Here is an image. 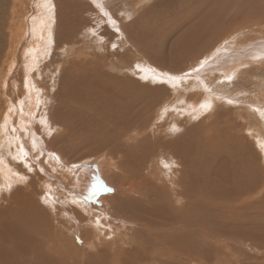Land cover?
<instances>
[{
  "label": "rangeland",
  "instance_id": "1",
  "mask_svg": "<svg viewBox=\"0 0 264 264\" xmlns=\"http://www.w3.org/2000/svg\"><path fill=\"white\" fill-rule=\"evenodd\" d=\"M24 1L28 7V9L26 7L25 11L28 12L30 11L29 10L31 6L30 4L33 3V0H31V3H29V0H24ZM65 1L66 3H63V0H41V5H42L41 7L43 8L42 13H44L43 15L47 17L50 34L53 33L52 34L53 38L51 37V39L55 41V38L58 35L59 38L61 39V43L57 42L60 48H56V43L53 42L52 47L48 46L49 48H45L42 52L37 53L38 68L31 78L33 79L32 80L33 86L31 90V94L32 93L34 94V103H36V106L40 104L39 96L41 95L43 96V94L48 95V98L50 100L49 111L52 114V124L53 125H51V122H49L48 126L41 125L40 121L38 120V118L41 120L39 115L41 116V114L43 113V112H40L42 111L41 106H39V109H37L38 118L32 119L31 125H28L26 122L27 119H25V122L27 124L26 128L31 127L30 129H32L33 135L39 138L40 145H41L39 146L38 151L36 149V151L32 150L31 153L29 152V157L31 156L30 159L33 162V163L31 162L32 168L30 172H29V169H26L25 167H22V169L25 168L24 170L27 172L26 174L24 173V175H22V173L19 172V171H22L20 167L23 164L19 161L17 162V160L16 161L11 160V156H12L11 147H10L11 142L10 144H8L9 140H7L8 139L7 136L5 135L1 137L2 135L0 134L1 135L0 139L5 140L4 138H7L5 141L7 144L3 142L2 140L0 141V146H1V149L3 150V154L2 155L0 154V160L3 158V160L11 162L12 166H15V168L19 167V170L17 168L18 171L16 170V173L13 178L15 179V183L12 185L11 188H7L6 186H3L2 184H0V200L2 197H5L7 200L5 203L3 201L0 202V206L1 204H3L4 206L10 205L9 207L5 206V207L0 208V211H1L0 222L2 219L4 223L6 222V225H9V226L11 225L10 229L8 228L9 230L7 231L5 230V227L7 226L4 225V228H0L1 229L0 233L2 234L3 237H5V235L7 234L12 235V236L19 235V236L24 237L25 240L27 241L24 249H23V243L25 241H23V243L19 241V247L12 246L9 240H7L6 243L1 242L0 243V257H1L0 264L2 263L3 264H31V261L34 262L36 260L43 262V264L44 263L46 264L47 263L48 264H68V263L69 264H73V263L74 264L75 263L76 264H81V263L82 264H110L109 259L105 258V254L110 256L112 254V252H109L110 248L112 249V247L114 246V242L119 240V238L115 237V235H112V232L118 229L117 226L121 225V223H119V219L117 218H115L116 220L113 219L115 222L111 221V217L106 222L105 220H103L105 223L109 224L110 229L105 228L104 226L103 228L106 229V231L108 232L110 230L111 234L110 233L108 235L102 234V236L99 237V242L93 243V245L96 246V250H95L94 248L84 247V241H83L84 238L82 237V234L84 233L83 231L90 230L89 225H87V228L84 230V228H82L80 224L76 222V219L74 220L75 222L74 226H73V222H70V221H68V224H66L65 220L63 221L59 219V216H60L59 214H61V212H63L64 210H68L71 212V214H73L71 210L72 208L76 207L75 206L76 202L82 203L85 201L87 202V205H86L87 207H92L95 204H97L98 209L101 210V211H98L97 213H101L102 215L103 213H106L105 211L106 203L105 202H107V199H104V198H106V196L108 197V195L116 194L115 193L117 191L116 189H118V186H120L119 184L122 183L123 179L128 178V177L130 178L129 174L125 173V168L127 172H130L131 168L128 166L130 164H131L130 166H133L134 164L136 166L139 162L141 163V165L143 164L145 165V166L144 165L140 166L139 171L135 172L136 180L140 181L139 177L141 176L145 178L149 177V171H150L148 169L149 166L146 167L148 157H145L147 154L143 155L145 150H142L141 152L138 149L136 152V151H133V148L134 146L138 144L148 145L149 142H152L151 139H156L159 137H161V139H166V134L164 132V126L166 127V125L159 124L156 126L157 122H155L156 117H154V111H153L154 109L151 110L150 112L152 113L151 116H150V113L146 112L144 114L140 110V113L142 114L141 116H139L140 113L138 114L136 118L126 115V117L128 118L127 120L126 117H122L121 115H117L114 113L115 115L114 116L113 114L111 115L109 111H103L104 109L100 105H98V108H97L96 103H98V101L93 103V95L97 92V90H101V93L97 92V94L98 93L101 94V98L104 99L103 98L104 87L106 89V86H111V88H117V89L123 90L126 88L128 89L129 87H132L133 85L135 87L137 86L139 87V85L136 84V82H140L143 85H148L151 88L155 86H159V85L165 86L163 87L164 90L162 91L171 93V96L168 94L167 97H165L164 99H168L169 101L167 102H172L174 104L173 106L176 105V107H174L175 109L174 108L170 109L168 113L169 115L171 114L173 119L178 117L179 122L181 123L182 127H185L187 129V137L181 138V140L173 143L172 145L170 144L171 147L180 148V149L183 148L184 144L188 141L187 139H191L192 133H194V131L200 132V134L202 135L201 140H206V139L219 140V138L221 137L223 140L230 142L232 145L236 144V146L239 147L238 149H242L244 151L242 152L241 150H238L234 147H231L230 149L232 152V155L237 154L238 155L237 158H240L242 160V161L240 160V162L238 161L239 163L246 162V164L250 166V171L251 173L253 172L252 174L254 176L252 180L254 186H256L257 184H260L256 188L247 190V194L243 191L238 192V190L241 189V186L235 189H228L225 191V194H223L221 193L220 190H218L217 187H215L216 185H213V183L214 181H218L220 179L229 181V170H226V169L220 170L219 173L215 170L217 174L214 172V169H211L210 171L211 173L210 172L205 173L206 171L200 172V170L207 169L204 166L205 164H208V159L206 158L205 154H201L197 156L195 160L187 162V166L190 172H188L189 170H187V172H185L184 175H186L185 179L189 180L191 183V185L189 186V190L191 189V186H192L195 189V191L200 196L203 197V199L208 200L204 202L205 205L204 203H202V206H207L206 203H209L211 201L219 204L218 207L209 205L207 209H202L201 213L203 217L205 218H204V221H201L202 223H201V228H200L199 233L189 231L188 234L193 232L195 236L187 235V236H192L197 239L199 247L196 249V251L198 252V254L200 252H204L202 256V258H204L203 260L206 261V263L204 264H264V156L261 152L262 151L261 148L256 143V139L254 138L253 134H251L253 133V131L251 129L248 130V127L251 124L255 125V126L254 125L252 126L255 129L259 128L260 123H261L260 125H264V111H263L264 106L259 105L258 103L257 104L253 103L254 106H252L251 105L252 103H246V102L244 103L241 102L239 104L227 103L229 102V100H232L233 98L230 94L232 95L235 94V90L237 89V87H240V86H242L241 87L242 89L243 87L244 89H247L249 87V91L252 90L251 95L247 92V98H253L256 100V98H254L256 96L255 91L256 92L258 91L257 94L261 93L262 91L264 93V61L263 63H261L255 60L252 61L250 59L245 60V58H242V60L236 59L239 61L238 64L240 66L239 70L236 73L237 74L236 78L238 81H236V78H234L235 80L232 79L233 82L231 81V83H229L230 87L226 89H224V87H220V85H215L213 83H209L207 85L206 82L207 81L210 82V79L213 77H211L210 79H207L208 74L201 75V72L204 70V68L209 66L212 60L216 58V56L213 58L211 57L208 58V61L201 67V69L197 71V73L195 71L197 68L194 66H197L201 61L198 62V60H196L195 62H193V65L192 63L190 64V61L193 58H197V53L198 54L200 52L202 53L203 51L202 49L204 46H206L210 41L212 40L214 41L220 37L224 38L222 41H220L221 43L219 42V44H217L214 48L210 49L211 51L210 50L209 52L207 51L208 53L207 52L204 53L203 54L204 58H200L201 60L203 59L205 61V57L211 56L213 51H215L216 48L218 49L216 53L220 52L221 55H224V56L237 55V53H242V51H240L237 48H231L227 51H224L223 49L227 48L229 45L230 47L231 46L236 47L240 43H242V45H245L247 43L248 45L249 42H254L256 38H257L256 40H258L257 42L262 41V39L264 40V33H263L264 32V0H151L150 2L143 4L140 8L136 7V12L134 14L135 17L134 16H133L134 18L131 17L132 19L128 17V19L131 22L125 19L123 20L124 15H125L124 18H126V14L123 13V9L124 10L126 9L123 3L115 2L117 6L115 7V4L109 1V5L105 4L103 5V7H105V9L108 8L107 13L109 14L111 11H113V9H115L113 12H111L110 15L112 14L115 15V16L112 15V19L116 17L118 18L115 22L116 26L119 27L120 30H121L120 27L123 26V29H125L124 30L125 32H122V33L125 36L126 34L130 35V37L129 35H127V37L129 39L128 42L130 41L131 44L129 42L125 46V50H127V53L130 50V47L132 46L134 39H135L136 46L139 43L138 48L137 47L135 48L133 47V49L131 48L132 50L131 51L132 53L130 52L131 54L123 53L125 51L124 50L120 51L119 47L117 46L114 47L115 48L114 50H111L113 46L112 45L109 46V44L106 41L104 42L106 43L107 46H109V48L112 46L109 49L110 51L107 50V46H105L106 50H103V47H101L102 51H99L95 48L93 44V38L95 36L87 37L85 32L94 29L92 28V26L95 27V33L103 34L106 29H110L113 32L115 31L116 35L118 34L116 30L112 27V26H115L114 23L107 22V21H100L102 17V12L98 11L99 9L96 8L97 6H95L93 0H87V3L89 4L82 5V6H81L82 1L80 0L78 1L65 0ZM132 1L135 3L138 2V0H132ZM128 2H131V0H129ZM117 3H119L120 8L118 7ZM34 4L37 5V2ZM110 4L111 5L113 4L112 7ZM68 5L70 6L68 7ZM72 5L73 7L75 6L74 9H72L73 8ZM88 7L92 8L91 13L93 14L88 13ZM24 8H25V5L23 7V10ZM116 9L118 10V12L116 11ZM19 10L22 11L21 8H19ZM61 10H63L64 12ZM70 10L72 12H69ZM99 12L101 13V15ZM71 14L72 16H74L73 18ZM62 15H63V18H62ZM25 17H27V15L21 18V20L24 22L26 19ZM120 18L122 19L120 20ZM61 19H63V22H61ZM122 22L125 24H123ZM135 22L137 23V27H136ZM129 25H131V27ZM131 28L132 30H130ZM56 30H58L59 33H62V34L61 35L56 34L55 32ZM54 32L56 35H54ZM182 33L184 34L187 33V36L191 34L192 36L194 35L195 40H192L193 43L190 42V46L185 47V46H181L182 44L180 45L181 43L180 40H182ZM238 34L243 37V39L241 37H238L239 42H238V39L234 40V36ZM83 35H86V36H83ZM226 36L227 37L231 36V38L227 39ZM140 41H142L143 45L140 44L141 43ZM64 45L67 47L65 48ZM116 47L118 51L122 53H117ZM252 47H253L252 49L257 48L255 46H252ZM50 48H52V50ZM68 48L71 50H69ZM57 49L58 50L60 49L61 51L60 50L58 51ZM137 50H138V53L140 52L139 53L140 55H136L138 54V53H135ZM149 56L152 58L151 60H153V63L155 64H153L151 60L148 59ZM121 57L122 59L120 60ZM144 58L148 59L147 62L150 61L149 63L152 65L150 66V68L152 70L149 72V75L156 76L159 79L157 83L153 82L155 78L147 79L146 77H142L144 76L143 73H145L142 70L145 68V66L142 65L143 62L146 61V60L143 61ZM222 58L226 59L225 57H222ZM261 58H263L264 60V56H262ZM229 61H232V62L225 63V65H223V68H227V67L230 68L234 64L233 60H229ZM130 62H134V63H130ZM138 62L141 65L137 66ZM125 64H127L126 68L130 64L129 68L131 69V72L124 70ZM228 64H231V65H228ZM18 65H17V69L19 70H17L16 75L15 74L13 75V80H11L10 82L12 84L18 85L19 86L18 88L20 90L24 89L25 97H27V95H29L30 88L28 87L27 84H25L26 88L23 87L24 85L22 83V77H21V73H23L22 71L23 69L21 68L22 67L21 64H18ZM220 66L221 64L215 67L216 72L220 73L219 71ZM237 66L235 65L234 67H237ZM119 67H122L124 69L119 70ZM132 70L134 72H132ZM135 72L138 73L139 76L135 74ZM190 75L192 77H190ZM197 75L200 76L198 79L193 77ZM126 76L130 77L131 79L130 80L129 78L127 79ZM6 79L7 77L5 78V80ZM116 80H118L119 82H117ZM125 80H129L127 81V83L130 82V83H133V85H128ZM133 80H135L136 82H134ZM172 80L174 81L176 80L177 82L176 81L174 82ZM36 81H38V83ZM201 81L202 82L204 81L203 82L204 84H202ZM234 81H236V83ZM113 83L117 84V86L116 85L114 86ZM119 83L120 85H118ZM173 83L175 85H178L177 89H175V85H173ZM88 84H90V88L92 87L91 88L92 92L88 95H84V94H87L88 89H90L87 86ZM187 84H191L189 86L190 88L196 87L194 91L186 94L187 97L189 95L196 94L197 97L195 98L199 99L198 96H200L202 92L201 95H203V99H204L205 90H203V88L205 87L208 92L218 97L222 101L221 103L223 104L225 103L226 105H223L222 108H217L214 112H211V113H209L210 111L206 113L189 111L188 109V107H190L189 103L191 104L193 102L185 103L183 99L178 100L179 98L178 93H180V91L184 92V89H182L183 88L182 85L187 86ZM235 84L237 85L240 84V85L237 86ZM4 85L5 83H3V86ZM194 85H199V87L194 86ZM234 85L236 88L234 87ZM3 86L1 87L3 88ZM38 90L40 92H38ZM47 91L49 92L47 93ZM55 91L58 93L59 97L61 98L60 99L58 97V100H60V101H57L58 103L56 102V99L54 97L56 93ZM111 91H110V94L112 96L106 94L105 98L107 97V100L112 101V102L113 101L117 102L115 100L116 99L119 100L120 99L118 98L119 96L115 92H113V90ZM145 94L147 95L148 92L145 91ZM145 94L141 96H145ZM67 95L68 96L70 95V97H68V100L66 99ZM73 95H75L76 97H74ZM78 96L80 97L81 101L78 100ZM187 97H185V99H187ZM97 98L99 97L97 96ZM111 98L113 100H111ZM23 99L21 101L23 105L25 106L26 102ZM37 100L39 104H37L38 103L36 102ZM0 101H2V99H0ZM182 101L183 103H181ZM200 102H201V99L199 103ZM66 103L68 104L65 105ZM72 103H76V104H72ZM178 103L179 104L181 103V105H179ZM57 106L58 107L62 106V107H60L61 109L59 110L56 108ZM52 107H55L54 109L56 112V117H58L57 121H56L55 116L53 115L55 113ZM92 108L95 111H92ZM148 108H152L151 105ZM162 108H164V106ZM191 109H196V108H191ZM184 110L185 111L188 110L189 112L187 115L188 118ZM161 111H163V109ZM57 112L59 113V116ZM252 112L256 113L258 119L255 115L252 114ZM91 114H93L94 116ZM66 119H68L65 123L66 125H63V122H65ZM170 120L172 121V119L169 118L166 122L171 123ZM69 121L73 125H71L70 123H67ZM118 121H119V125H117ZM77 123H79L80 125L78 124V126H76ZM123 123L126 126H124ZM54 125H56V128L53 129L52 127H54ZM74 125L76 127H74ZM120 125H122V128L120 127ZM130 125L132 126L130 127ZM77 127H80V128L82 127V128L77 129ZM153 127H154V131H153ZM50 128L53 131H50L51 130ZM26 131L27 129L22 132H26ZM56 131H58L57 134H56ZM141 134L143 135L141 136ZM201 135H199V137ZM53 136L57 138H53ZM134 137H136V139H134ZM58 138L61 140L59 141ZM127 139L128 140L130 139V140L127 141ZM170 141H172V139L170 138H167L165 140L166 143H169ZM27 142H29V140ZM2 144L4 147H2ZM222 144L226 145L228 143L222 142ZM155 146L156 145H154L152 148L153 151L155 150ZM195 146L197 145L194 144V147ZM53 148L54 150L55 148H57L55 150L56 152L53 150ZM129 149H131L130 150L131 154H129L130 153ZM247 150L249 152H247ZM196 151L197 150H195V152ZM57 152H61V153H57ZM113 152L115 153V156ZM53 153L57 155H53ZM108 153H112V154H108ZM122 153L124 154L123 158H117V157H120ZM110 155L112 156V158H114L115 165H116V167L113 168L112 171L115 170L117 175H119L120 178H118L117 180L115 179L114 181L112 180V185L114 186L111 185L108 187L107 181L104 178L106 174L103 175L101 173V170L96 168L95 165L98 164L102 160V157H103L102 161H104L106 157L108 158V161H110L109 160V157H111ZM51 156L52 158L56 157L55 165L53 166V168L55 167L54 169L56 170V172L54 171V169H52V165H49L46 162L48 158H50ZM77 156L79 158H77ZM91 156H94V157H91ZM141 156H142V159H141ZM69 157L71 158L69 159ZM83 157H86L87 160L85 159L82 162H79V163L76 162L74 163V165L72 164V162L80 161V159ZM67 158L71 160V162H69ZM57 159L59 161L61 160L60 164L57 163ZM143 159L145 160L142 161ZM132 160L133 162H135L133 165H132L133 163ZM51 162H53V160H51ZM85 163L86 165H84V168L80 166L78 167L81 171L83 170L84 173L87 171V169L91 168L89 166L90 164H94V167L91 169L89 174H86V177L83 175L81 180H79L78 187H77L75 185L74 179L68 180L69 174H67L65 169L68 166L70 167L73 165L74 167L75 165H79V164L81 165ZM143 167L145 168L144 171H142ZM37 169H38V172H37ZM118 169L119 171L117 172ZM115 171L111 173L109 178L114 177ZM46 175H49L51 177L49 176L47 177ZM243 176L245 179L243 178ZM52 177L54 180H52ZM31 178H32V181H31ZM44 180H49L52 183L51 185L48 184L50 186L49 190L52 194L50 192L47 194L46 191L48 192V189L45 188L46 189L45 190L43 187L42 188L40 187ZM241 181H245L243 182L244 184H240V185L246 187L247 189V184H246L247 175L243 174ZM12 182H14V180H12L11 183ZM70 184H73V186H71ZM52 186L56 190H54ZM20 187H23L24 189H26L28 193L30 194V197H28V200L26 199L23 200L25 201L24 202L25 206L28 207V201L31 204L33 201L36 206L38 205V206L47 207V204H48L49 205L48 207L50 206L52 207L48 209L46 208L49 211V212L46 211V213L47 215H50V217L44 214L45 219H47V222H46V224H48L47 226L49 228H52V232H51L52 236L50 234V231L48 232L49 236L47 235L48 233L47 234L44 233L45 224L41 222L36 223L37 220L34 221L31 217H30L31 222H32L31 225L27 226L26 224H23L21 226L22 228L16 225L17 221L15 217L13 216L16 210L12 211L13 210L12 204L14 201L10 202L9 198L13 196L18 190V188ZM34 188L36 189L34 190ZM104 191H106L107 193H105ZM249 191H251V194H250L251 197L249 195ZM23 192L21 191L19 193H23ZM41 194H43L44 196ZM131 196L137 199L138 201H135L130 198L133 207H130V209H126L123 212L126 214L129 211L131 214L130 216L135 220H141L139 218H144L142 221H146L147 225L155 229L156 232L151 233L152 234L151 235V234L146 233L148 231H145V234L142 237H140L138 239V242H135V244L132 246H131V242H126V245L124 246L123 244H119V247L121 248V255L124 257L122 262L119 261L120 264H187L186 260L184 261L178 260L174 263L171 259L172 252L169 251V249L165 248V243H162V241L164 240L167 241L169 238L179 237L180 230L171 229L172 227L166 228V227L160 226L158 224V220L155 217L145 214V213H148V209H150V207L145 203L144 199L141 196H138L136 194H132ZM165 196H166L165 194L161 195L160 201H158L161 204H158L157 206L152 205V209H151L152 211H157L163 215H167V213L170 214L172 213V211H175L172 208V206L166 205L167 201L165 200H168V199ZM247 196H249L250 199H248ZM222 197H225L224 199L225 202L228 200L229 197H231L229 198V200H232V201L224 205L220 204L221 202L220 200ZM44 198L46 199V202L42 200ZM13 207H14V204H13ZM108 207H109L108 208L109 210L110 203L108 204ZM120 207L122 209L123 206L121 205ZM166 207H168V210ZM57 209H59L60 211H58ZM23 210H22L23 213L28 212V211H23ZM208 211L210 215H208V218H207L206 216H207ZM189 212H190L189 213L190 219H192V221L196 223L197 225L196 219L194 217L195 212L192 210H190ZM55 214L57 215V217ZM62 215L65 216V214H62ZM72 217L73 215H70L67 218L68 219L71 218V221H72ZM58 219L63 222V223L60 222L61 226L57 224ZM128 219H131V218H128ZM185 219L186 220L184 221H188L189 216H185ZM10 220H13V222ZM40 223H41V226H40ZM186 224H189V221ZM124 226L127 227L128 229H132L134 225L128 226L127 224H125ZM26 228L28 229V231H26ZM63 229L64 230L67 229L65 230L67 232V238L72 239L73 245L68 247L69 248L68 254H70V256H68V254H66L67 255L66 256L62 252L64 244L66 242L65 237H63V235H65L63 233ZM197 229L198 228L195 227L194 230L197 231ZM11 231H12V234H11ZM124 231L131 234V236H133V231L131 230L126 231V228L124 229ZM211 232L215 235L214 237L210 236ZM182 233H185V232L183 231ZM60 234H62V237ZM44 236H48L47 238L48 244ZM54 241L57 242L56 243L57 245L59 241L60 247L55 246L56 244H53L55 243ZM139 243L141 244V246H139ZM49 244L51 245L49 247L52 248L51 252L48 247ZM54 246H55V249H54ZM132 248L135 249L134 252H137V251L139 252V256L143 255L142 260L132 257V255L129 253V250H131ZM54 250H56L57 252ZM101 250H104L105 253H100ZM152 252H155L156 254H152ZM187 252L188 253L192 252L189 247H187L186 250H182L181 255L185 257L187 256ZM192 253H196V252H192ZM103 257H104V262H102ZM33 258L36 260H31ZM200 259L201 258H197V260H200Z\"/></svg>",
  "mask_w": 264,
  "mask_h": 264
},
{
  "label": "bare ground",
  "instance_id": "2",
  "mask_svg": "<svg viewBox=\"0 0 264 264\" xmlns=\"http://www.w3.org/2000/svg\"><path fill=\"white\" fill-rule=\"evenodd\" d=\"M75 1H78V0H75ZM82 1V5H88L89 3H87V0H80ZM94 1V4L95 6H97L96 8H98L97 10L102 12V17H101V20L100 21H107V22H111V23H114L115 26H112L116 32L118 33L117 35L115 34V31H111L110 29H106L104 31L103 34H99V33H95V27L92 26V30L90 31H87L85 32L87 37H93V44L95 46V48L99 51H102V48L103 47V50H106V43L104 41H106L109 46L112 45V49L111 50H114L115 46L119 47V50L120 51H125L123 53L125 54H131L132 50L131 48L133 49V47H137L138 48V41H137V46L135 45V39L132 43V46L130 47V50L128 51L127 53V50H125V46L130 42H128V37L127 35L129 34H126V36L122 33V32H125L123 29V26L120 27L121 30L119 29V27L116 26L115 22L116 20L118 19L117 17L116 18H113L112 19V15L111 12H113L115 9H113V11L109 13H107V9H105V7H103V5H109V1L110 2H113L115 4V2H119V3H123V5L125 6V10L123 9V13L126 14V18H124L123 16V20H129L128 17H130V19H132L131 17L134 16L135 12H136V7L137 8H140L143 4L145 3H148L150 2L151 0H138V2H133L131 0V2H128L129 0H93ZM102 1V2H100ZM27 2V1H26ZM37 2V5H35L34 3ZM92 2V1H91ZM29 3H31V0H29ZM63 3H66L65 0H63ZM119 3L118 4V7L120 8L119 6ZM56 4V3H55ZM25 5V8L23 10V7ZM30 11H25L26 10V3L24 0H0V99H2V101H0V135L1 137L3 136H7V138H4L5 140H2L0 139V141L2 140L3 142L7 140H9V143L11 142L10 144V147H11V153H12V156H11V160H17V162H21L23 165L20 167L22 169V167H25L26 169H29V172L32 168V164H31V156L29 157V152L31 153L32 150L38 151L39 149V146L40 145V140L38 137H36L35 135H33L32 133V129H30L29 127L26 128L27 124L28 125H31V121L32 119H37V113H38V110L39 109V106L42 107V111L40 112H43L41 114V116L39 115V117L41 118V120L38 118V120L40 121L41 125L43 126H48L49 122H51V125L52 124V114L50 113L49 111V105H50V100L48 98V95L46 94H43V96H39V100H40V104L38 102V100L36 102H38L36 106V103H34V94L32 93L31 94V90H32V75L35 73V71L37 70L38 68V61H37V53L38 52H42L45 48H49V47H52V43L55 42L56 43V48H60V46L58 45V43H61V39L59 38V36L57 35V37L55 38V41H53L51 39L52 37V34H50V30H49V26H48V22H47V17L44 16L42 13L43 11V8L41 7V0H33V3L30 4ZM111 5V4H110ZM113 5V4H112ZM111 5V7H112ZM122 5V6H123ZM138 5V6H137ZM148 5V4H147ZM64 6V5H63ZM70 5H68L69 7ZM73 7V5H72ZM75 7V6H74ZM74 7L72 9H74ZM115 7L116 4H115ZM145 7V6H144ZM19 8L22 9V11L19 10ZM62 8V7H61ZM28 9V7H27ZM71 9V8H69ZM92 8L88 7V13H91ZM145 9V8H144ZM59 10V9H58ZM77 10V9H76ZM111 10V9H110ZM122 10V9H121ZM138 10V9H137ZM63 11V10H61ZM116 11L118 12V10L116 9ZM145 11V10H144ZM32 12V13H31ZM57 12V11H56ZM64 12V11H63ZM69 12H72L71 10ZM99 12V13H100ZM106 12V13H105ZM31 13V15H30ZM81 13V12H80ZM85 13V12H84ZM143 13V12H142ZM93 14V13H91ZM95 14V13H94ZM138 14V13H137ZM25 15H27V17H25V22L21 20V18H23ZM65 15V13H64ZM98 15V14H97ZM101 15V13H100ZM72 16V14H71ZM87 16V14H86ZM94 16V15H93ZM111 16V17H109ZM115 16V15H114ZM54 17V16H53ZM74 16H72L73 18ZM105 20H104V18ZM135 17V16H134ZM133 17V18H134ZM62 18H63V15H62ZM100 18V17H99ZM190 18V17H189ZM55 19V18H54ZM71 19V18H70ZM122 18H120L121 20ZM72 20V19H71ZM58 21V20H57ZM60 21V20H59ZM79 21V20H78ZM88 21V20H86ZM85 21V22H86ZM98 21V20H97ZM130 21V20H129ZM134 21V19H133ZM136 21V20H135ZM61 22H63V19H61ZM66 22V21H65ZM64 22V23H65ZM73 22V21H72ZM121 22V21H120ZM131 22V21H130ZM246 22V21H245ZM259 22V21H258ZM257 22V23H258ZM56 23V22H55ZM71 23V22H70ZM74 23V22H73ZM123 23V22H122ZM136 23V22H135ZM134 23V24H135ZM59 24V22H58ZM67 24V23H66ZM103 24V23H102ZM106 24V23H105ZM110 24V23H109ZM125 24V23H123ZM133 24V23H132ZM78 25V24H77ZM81 25V24H80ZM88 25V24H87ZM97 26V25H96ZM103 26V25H102ZM101 26V27H102ZM131 27V25H129ZM67 27V26H66ZM136 27H137V23H136ZM91 28V27H90ZM107 28V27H106ZM133 28V27H132ZM132 28L130 30H132ZM97 29V28H96ZM137 31V30H136ZM135 31V32H136ZM244 31V30H242ZM56 34H62V33H59L58 30L55 31ZM54 32V35H56ZM61 32V31H60ZM84 32V31H83ZM129 32V31H128ZM127 32V33H128ZM194 32V31H193ZM192 32V33H193ZM196 32V30H195ZM247 32V31H245ZM244 32V33H245ZM252 32V31H251ZM69 33V32H68ZM202 33V32H201ZM264 33V32H263ZM134 34V33H133ZM194 34V33H193ZM197 34V33H196ZM195 34V35H196ZM203 34V33H202ZM262 34V33H261ZM69 35V34H68ZM86 35H83V36H86ZM138 35V34H136ZM141 35V34H140ZM243 35V34H242ZM130 37V35H129ZM142 37V36H140ZM184 37V38H183ZM227 37V36H226ZM238 37H241L243 39L242 36H240L239 34L238 35H235L234 36V40L238 39ZM53 38V37H52ZM64 38V37H63ZM228 38H231L230 37H227ZM246 38V37H245ZM259 38V37H258ZM69 39V38H68ZM83 39V38H82ZM85 39V38H84ZM224 38L220 37L216 40H212L210 41L206 46L203 47V51L202 53L198 54L197 53V58H193L191 61H190V64L192 63L193 65V62H195L196 60H198V62H200L197 66H194L196 67L197 69L195 70L196 73L199 69H201V67L208 61V58H210L212 55H214L216 53V51L218 50L217 48L215 49V51H213L212 55L211 56H206L205 57V61L203 62L200 58H202L204 55V53H206L207 51L209 52L210 49L214 48L217 44H219L220 41H222ZM257 39V38H256ZM254 40V42H249V44L247 45V43L245 45H242V43L238 44L236 47H230V45L227 47V48H224L223 50L224 51H227L231 48H237L239 49L240 51H242V53H237V55H230L228 56L226 59L222 58V57H218L216 58L215 60H213L211 62V64L209 66H207L206 68H204V70L201 72V75H204V74H208L207 76V79H210V82L207 81L206 84L208 85L209 83H213L215 85H220V87H224V89L226 88H229L230 87V84L232 79L235 80L234 78H236L237 76V71L239 70V64H238V60L236 59H239V60H242V58H245L246 59H250V60H255V61H258V62H261L263 63V58H261L262 56H264V40L262 39V41L260 42H257L258 40ZM192 40H195L194 39V35L192 36L189 35L187 36V33H182V40L180 45L181 46H190V42L193 43ZM58 42V43H57ZM90 42V41H89ZM142 44V41H140ZM196 42V41H195ZM228 42V41H227ZM238 42H239V39H238ZM221 43V42H220ZM244 43V42H243ZM80 44V43H79ZM131 44V42H130ZM197 44V43H195ZM230 44V43H229ZM143 45V44H142ZM199 45V44H198ZM49 46V47H48ZM62 46V45H61ZM65 46V45H64ZM109 46H107V50L110 51L109 49ZM246 46V47H245ZM252 46H255L257 48L255 49H252L253 47ZM67 46H65L66 48ZM75 47V46H74ZM105 47V48H104ZM116 47V49H117ZM140 47V46H139ZM142 47V46H141ZM54 48V47H53ZM52 50V48H50ZM49 49V50H50ZM69 49V48H68ZM184 49V47H183ZM58 50V49H57ZM60 50V49H59ZM58 50V51H59ZM63 50V49H62ZM71 50V49H69ZM61 51V50H60ZM64 51V50H63ZM106 51V52H108ZM178 51V50H177ZM211 51V50H210ZM259 51V52H258ZM70 52V51H69ZM115 52V51H114ZM117 53H122V52H119L118 49L116 50ZM131 52V53H130ZM134 52V51H133ZM207 52V53H208ZM64 53V52H63ZM135 53H138V50L135 52ZM140 53V52H139ZM136 54V55H140V54ZM220 53V52H218ZM217 54V53H216ZM73 55V54H72ZM135 55V56H136ZM71 56V55H69ZM83 56V55H82ZM134 56V54H133ZM145 56V55H144ZM190 57V56H189ZM68 58V57H67ZM127 58V57H126ZM234 58V59H233ZM69 59V58H68ZM122 59V57L120 58V60ZM124 59V58H123ZM148 59H152L150 56L148 57ZM148 59H143L146 60L143 62V66H145L144 69H142L145 73L144 76L142 77H146L147 79L148 78H155V80L153 81L154 83H157V81L159 80L156 76H150L149 75V72L152 70L150 68V66H152L149 62H147ZM142 60V59H141ZM228 60V61H227ZM229 60H233L234 61V64L229 68H223V65H225V63H230L232 61H229ZM249 60V62H250ZM65 61V60H64ZM67 61V59H66ZM126 61V60H125ZM184 61V60H183ZM17 62V63H15ZM119 62V61H118ZM151 62L153 63V60H151ZM129 63V62H128ZM127 63V64H128ZM130 63H134V62H130ZM197 63V62H196ZM18 64H21L22 65V71L23 73H21V77H22V83H23V87H25V84L28 85V87L30 88V91H29V95H27V97H25V90H20L18 87V85H15V84H12L10 81L13 80V75L17 73V65ZM127 64H125V69L122 68V67H119V70H127V71H130L131 72V69L129 68L130 67V64L129 66L126 68ZM155 64V63H153ZM186 64V63H185ZM219 64H221L220 68H219V72H216V68L217 66H219ZM51 65V64H50ZM141 65L139 62L137 63V66ZM228 65H231V64H228ZM237 66V67H234V66ZM260 65V63H259ZM19 66V65H18ZM94 66V65H93ZM132 67V66H131ZM193 67V66H192ZM164 69V68H162ZM182 69V68H181ZM191 69V68H190ZM140 70V69H139ZM126 71V72H127ZM93 72V71H92ZM132 72H134L132 70ZM175 72V71H174ZM217 73V74H216ZM135 74L138 75V73L135 72ZM200 74V73H199ZM96 75V74H95ZM94 75V76H95ZM142 75V74H141ZM149 75V76H148ZM20 76V75H19ZM139 76V75H138ZM181 76V75H180ZM188 76V75H187ZM7 77V79L5 80V78ZM127 77V76H126ZM190 77H192L190 75ZM194 78L198 79L200 76H193ZM39 78V77H38ZM79 78V77H78ZM124 78V77H123ZM129 78V80L131 79L130 77H127V79ZM179 78V77H178ZM189 78V77H188ZM20 79V78H18ZM119 79V78H117ZM145 79V78H144ZM37 80V79H36ZM61 80V79H60ZM129 80H125L126 83L127 81ZM162 80V79H161ZM165 80V79H164ZM19 81V80H18ZM21 81V80H20ZM39 81V80H38ZM38 81H36L38 83ZM57 81V79H56ZM117 82H119L118 80H116ZM121 81V80H120ZM134 82H136L135 80H133ZM174 81V80H172ZM176 81V80H175ZM174 81V82H175ZM213 81V82H211ZM236 81L237 78H236ZM236 81H234L236 83ZM100 82V81H99ZM98 82V83H99ZM152 82V81H151ZM177 82V81H176ZM200 82V81H199ZM202 82V81H201ZM204 82V81H203ZM202 82V84H204ZM233 82V81H232ZM3 83H5V85L3 86ZM116 83V82H115ZM185 83V82H183ZM19 84V82H18ZM56 84V82H55ZM60 84V83H59ZM96 84V83H95ZM103 84V83H102ZM128 85H133V83H127ZM136 84L139 85V87H135L134 85L132 87H129L128 89H117V88H111V86H106V89L104 87V90H103V98H101V94H97V92H100L101 93V90H97V92L93 95V103H95L96 101H98V103H96L97 105V108H98V105H100L104 110L103 111H109L111 113V115L114 113L117 114V115H121L122 117H126V115L128 116H131V117H137L138 114L140 113V110L142 113H150L151 110L154 111V117H156V126L159 125V124H164L166 125V127L164 126V132L166 134V139L167 138H170L172 139V141H170L169 143H166L165 140L166 139H161V137L159 138H156V139H151L152 142H149L148 145H141V144H138L136 146H134L133 148V151H136L139 149V151L142 152V150H145L144 154H147L145 157H148L147 158V163H146V167L149 166V177L148 178H145L143 176L139 177V180H136V171H139L140 169V166H143L141 165V163L138 162V164L135 166V162H133L132 160V165L133 166H130L128 165L131 169H130V172H127L126 168H125V173L126 174H129L130 178H125L123 179L122 183L119 184L120 186H118V189H116L117 191L115 192L116 194L114 195H108V197L106 196V198L104 199H107V202L106 205H105V211L106 213H103V215L101 213H97L98 211H101L98 209V206L97 204H95V208L94 206L92 207H87V202H82V203H77L75 204V206L77 207H74L72 208V213L68 210H64L63 212H61V214H59V219L60 220H65L66 221V224H68V221L70 222H73V226H74V220L76 219V222H78V224H80V226L82 228H84V230L87 228V225H89V228L90 230L88 231H83L84 233L82 234V237L84 238V247L85 248H94L96 250V246L93 245V243H97L99 242V237L102 236V234H105V235H108L109 233L111 234L110 230L109 232L106 231V229L103 228V226L105 228H109V224L108 223H105L110 217H111V221H114L113 219L117 218L119 219V223H121V225L117 226L118 229L114 230L112 232V235H115V237L119 238L118 241L114 242V246L112 247V249L110 248V251L109 252H112V254L110 256L106 255L105 254V258H108L109 259V263L110 264H120L119 261H123V256L121 255V248L119 247V244H123L126 245V242H131V246L135 244V242H138V239L140 237H142L144 234H145V231H148L146 232L147 234H151L153 232H156L155 229L149 227L146 223V221H142L144 218H139L141 220H135L133 219L130 215V212L128 213H124L123 211H125L126 209H130V207H133L132 203H131V199L135 200V201H138L137 199L133 198L131 195L132 194H136L138 196H141L145 203L150 207V209H148V213H145L149 216H153L155 217L157 220H158V224L162 227H172L171 229H179L180 230V236L177 237V238H169L167 241H162V243H165V248L169 249V251H171V259L172 261L175 263L176 261L178 260H181V261H184L186 260V263L187 264H204L206 263L205 260H203L204 258H202L204 252H200L198 254V252L196 251V249L199 247V244H198V241L196 238L192 237V236H187V235H194L195 233H199L200 231V228H201V221H204V218L203 215H202V209H207V207H209V205L211 206H214V207H218L219 204H217L216 202H209V203H206L207 206H202V203L208 201L206 199H203L202 196H200L196 191L195 189L191 186V189L189 190V186L191 185L190 181L185 179L186 175L185 172H187L188 169V166H187V162L188 161H193L197 158V156L201 155V154H205L206 155V158L208 159V164H205L204 166L207 168V169H203V170H200V172H205V173H208L211 171V169H214V172L215 170L219 173L220 170H229V181H226V180H218V181H214L213 185H216L215 187L218 188V190L221 191V193L225 194V191L228 190V189H235V188H239L241 186V189L238 190L239 191H243L247 194V190H250V189H253V188H256L257 186H259L260 184H257L256 186H254L252 180H253V172L251 173L250 171V166L248 164L243 163H239L240 162V158H237V154H234L232 155V152H231V147H234L236 149H238L239 147L236 146V144L232 145L230 142L226 141V140H223L221 137L219 138V140H210V139H206V140H201V137L202 135L200 134V132L198 131H194V133H192V136H191V139H187L188 141L184 144L183 148H175V147H171L170 144L172 145L173 143L181 140V138H184V137H187V129L185 127H182L181 123L179 122V118H175L173 119L171 114L169 115V111L170 109L176 107L173 106L174 104L172 102H167L169 101L168 99H164L165 97H167V95L169 94L171 96V93L170 92H165V91H162L164 90L163 87L165 86H155V87H150L148 85H143L141 84L140 82H136ZM198 84V83H197ZM200 84V83H199ZM233 84V83H232ZM238 84V83H237ZM235 84V85H237ZM250 84V83H249ZM41 85V84H40ZM58 85V84H57ZM111 85V84H110ZM113 85L117 86V84H114ZM112 85V87H113ZM120 85V83L118 84ZM173 85H175L173 83ZM191 84H187V86L185 85H182V89H184V92L182 94V92L180 91V93H178V100H181L183 99L185 103H189V102H193V103H189L190 107H188L189 111H196V112H200V113H206L208 111H210L209 113L211 112H214L217 108H222L223 105H226L225 103H221L222 101L212 95L210 92L207 91V89L204 87L203 90H205V95H204V99H203V95L202 92L200 94L199 99H196L195 97H197L196 94H193V95H189L188 97L186 96V94H188L189 92H192L194 91V89H196V87H189ZM234 85V87H235ZM240 85V84H239ZM237 85V86H239ZM248 85V84H247ZM3 86V88L1 87ZM39 86V85H38ZM89 88H90V84L87 85ZM127 86V85H126ZM177 86L178 85H175V89H177ZM194 86H198L199 85H194ZM49 87V86H48ZM51 87V85H50ZM49 87V88H50ZM53 87V86H52ZM121 87V86H119ZM128 87V86H127ZM174 87V86H173ZM202 87V86H201ZM217 87V86H216ZM219 87V86H218ZM242 86L240 87H237V89L235 90V94H230L233 98L232 100H229L231 101V103H234V104H239V103H252L251 105H253V103H258L259 105H263L264 106V93L263 91L261 93H258L255 91L256 93V96L253 99V98H247V92L251 95V91H249V87L247 89H243L241 88ZM253 87V86H252ZM26 88V87H25ZM34 88V87H33ZM42 88V87H41ZM59 88V87H58ZM57 88V89H58ZM92 88V87H91ZM88 89L87 91V94H84V95H88L92 92V90ZM236 88V87H235ZM240 88V89H238ZM52 89V88H51ZM181 89V90H182ZM219 89V88H218ZM86 90V89H85ZM91 90V91H89ZM109 90V91H108ZM113 90V92H115L120 98L119 100L116 99L115 101L117 102H112V101H109L107 100V97L105 98V95H111L110 94V91ZM44 91V90H43ZM58 91V90H57ZM108 91V92H107ZM145 91L148 92V94L146 95L145 94ZM196 91V90H195ZM33 92V91H32ZM38 92H40L38 90ZM49 91H47L48 93ZM56 92V91H55ZM112 92V91H111ZM142 92V93H141ZM254 92V91H253ZM45 93V92H44ZM230 93V91H229ZM38 94V93H37ZM145 96H141V95H144ZM175 94V93H173ZM72 95V94H71ZM249 95V96H250ZM74 97H76L75 95H73ZM72 96V98H73ZM97 96L99 98H97ZM112 96V95H111ZM110 96V97H111ZM141 96V97H140ZM55 99H56V102L57 101H60L58 100V93L56 92L55 93ZM68 97H70V95L66 96V99L68 100ZM115 97V96H114ZM185 97H187V99H185ZM253 97V96H252ZM24 98V99H23ZM60 98V97H59ZM169 98V97H168ZM25 100L26 102V105L24 106L22 101L21 100ZM52 99V98H51ZM61 99V98H60ZM201 99V102L199 103ZM46 103H45V101ZM54 100V99H53ZM74 100V99H73ZM78 100L81 101L80 97L78 96ZM111 100H113L111 98ZM194 100V101H193ZM70 101V100H69ZM175 101V100H174ZM248 101V102H247ZM52 102V100H51ZM72 102V101H71ZM180 102V101H179ZM58 103V102H57ZM60 103V102H59ZM62 103V102H61ZM81 103V102H80ZM83 103V102H82ZM177 103V101H176ZM183 103V101L181 102ZM181 103L179 105H181ZM221 103V104H220ZM229 103V102H227ZM229 103V104H231ZM45 104V105H44ZM68 103H66L65 105H67ZM72 104H76V103H72ZM79 104V103H78ZM84 105V104H83ZM94 105V104H92ZM151 105L152 108H148L149 106ZM164 108H162L163 106ZM184 105V104H183ZM244 105V104H243ZM63 106V105H62ZM62 106H57L56 108L57 109H61L60 107ZM203 107V108H202ZM257 107V105H256ZM53 109L55 107H52ZM191 108H196V109H191ZM51 109V108H50ZM64 109V108H63ZM163 109V111H161ZM175 109V108H174ZM242 109V108H240ZM258 109V108H257ZM263 109V108H262ZM58 110V111H59ZM82 110V109H80ZM183 110V109H182ZM186 110V109H185ZM184 110V111H185ZM66 111V110H65ZM92 111H95L93 108H92ZM101 111V110H99ZM161 111V112H160ZM260 111V110H259ZM264 111V110H263ZM60 112V111H59ZM108 112V114H109ZM54 113L53 114L56 118V121L58 120V117H56V112H55V109H54ZM58 113V112H57ZM66 113V112H65ZM69 113V112H68ZM103 113V112H101ZM188 110L185 111V114L186 116L188 115ZM221 113V112H219ZM96 114V113H95ZM152 113H150V116H151ZM253 115H256L255 112H252ZM261 114V112H260ZM85 115V114H84ZM93 115V114H91ZM98 115V113H97ZM142 114L140 113L139 116H141ZM180 115V113H179ZM58 116H59V113H58ZM94 116V115H93ZM115 116V115H114ZM175 116V115H174ZM79 117V116H78ZM106 117V116H105ZM119 118V117H117ZM171 118L172 121L171 123H167L166 121ZM188 118V116H187ZM25 119H27V124L25 122ZM121 119V118H120ZM126 119L128 120V118L126 117ZM258 119V117H257ZM29 120V121H28ZM55 120V119H53ZM68 119L65 120V122H63V125H66V121ZM114 120V119H112ZM116 120V119H115ZM35 121V120H34ZM55 121V122H56ZM95 121V120H94ZM117 121V120H116ZM122 121V120H121ZM120 121V122H121ZM147 121V120H146ZM153 121V120H152ZM216 121V120H215ZM25 122V123H24ZM29 122V123H28ZM86 122V121H85ZM128 122V121H127ZM54 123V122H53ZM67 123H70L71 122H67ZM118 123V124H117ZM116 124L119 125V121L117 122ZM122 123V122H121ZM129 123V122H128ZM58 124V123H57ZM79 123H77L76 126H78ZM126 124V123H125ZM249 124V123H248ZM261 124V123H260ZM259 124V128L255 129L254 127H252L254 124H251L249 125L248 127V130H252L253 133V136L254 138L256 139V143L257 145L261 148V152L264 156V125H260ZM73 125V124H71ZM80 125V124H79ZM85 125V124H84ZM83 125V126H84ZM124 125V123H123ZM74 125V127H76ZM90 126V125H89ZM88 126V127H89ZM126 126V125H124ZM132 125H130L131 127ZM155 126V125H154ZM155 126V127H156ZM248 126V125H246ZM255 126V125H254ZM120 127L122 128V125H120ZM152 127V126H151ZM241 127V126H240ZM53 129L56 128V125H54V127H52ZM58 128V127H57ZM80 128V127H77V129ZM82 128V127H81ZM80 128V129H81ZM85 128V127H84ZM27 129L26 132H22V131H25ZM49 129V127H48ZM51 129V128H50ZM127 129V128H126ZM134 129V128H133ZM150 129V128H149ZM36 130V129H35ZM56 130V129H55ZM128 130V129H127ZM159 130V129H158ZM50 131H53L52 129ZM135 131V130H134ZM142 131V130H141ZM153 131H154V127H153ZM58 131H56V134H57ZM190 133V132H189ZM131 134V133H130ZM145 134V133H144ZM120 135V134H119ZM123 135V134H122ZM125 135V134H124ZM129 135V134H128ZM143 134H141L142 136ZM199 135H201L199 137ZM0 137V138H1ZM119 137V136H118ZM121 137V136H120ZM124 137V136H123ZM126 137V136H125ZM132 137V136H131ZM138 137V136H137ZM53 138H57V137H54ZM122 138V137H121ZM59 139V138H58ZM125 139V138H124ZM134 139H136V137H134ZM203 139V138H202ZM29 140V142H27ZM52 140V139H51ZM61 139H59L60 141ZM130 140V139H129ZM127 139V141H129ZM116 141V140H115ZM132 141V140H131ZM130 141V142H131ZM2 142V143H3ZM222 142H227L228 144L226 145H223ZM6 143V142H5ZM58 143V142H57ZM123 143V142H122ZM132 143V142H131ZM158 143V145H157ZM7 144V143H6ZM53 144V142H52ZM194 144L197 145L194 147ZM47 145V144H46ZM51 145V144H50ZM152 145V146H151ZM155 146V150L153 151V146ZM151 146V147H150ZM2 147L3 144H2ZM9 147V148H10ZM41 148V147H40ZM52 148V147H51ZM121 148V147H120ZM57 148H55L56 150ZM177 149V150H176ZM0 150L1 149V146H0ZM41 150V149H40ZM51 150V149H49ZM54 150V148H53ZM52 150V151H53ZM54 150V151H55ZM59 150V149H58ZM131 149H129V152H130ZM195 150H197L195 152ZM238 150H241L242 152H244L242 149H238ZM61 151V150H60ZM132 151V152H133ZM40 152V151H39ZM56 152V151H55ZM62 152V151H61ZM61 152H57V153H61ZM247 152H249L247 150ZM35 153V152H34ZM114 153V152H113ZM125 153V152H124ZM139 153V152H138ZM137 153V154H138ZM150 153V154H149ZM0 154L2 155L3 154V150L0 151ZM41 154V153H40ZM84 154V153H83ZM108 154H112V153H108ZM107 154V155H108ZM131 154V152L129 153ZM134 154V153H133ZM240 154V153H239ZM251 154V153H250ZM53 155H57V154H54ZM65 155V154H64ZM87 155V154H86ZM98 155V154H97ZM123 153L120 155V157H117V158H123ZM135 155V154H134ZM4 156V155H3ZM40 156V155H38ZM63 156V155H62ZM111 156V155H110ZM114 156H115V153H114ZM113 156V157H114ZM118 156V155H116ZM73 157V156H71ZM69 157V159L71 158ZM81 157V156H80ZM90 157V156H88ZM87 157V158H88ZM91 157H94V156H91ZM241 157V156H240ZM41 158V157H40ZM47 158V157H46ZM56 158V157H55ZM55 158H52V156L50 158H48V160L46 161L49 165H52V169L53 166L55 165ZM61 158V157H60ZM59 158V159H60ZM77 158H79L77 156ZM76 158V160H77ZM140 158V157H139ZM237 158V159H236ZM36 159V158H35ZM38 159V157H37ZM65 159V158H64ZM67 158V160H69ZM86 159V157H83L80 159V161H75V162H72V164L74 165V163L76 162H82ZM130 159V158H129ZM141 159H142V156H141ZM177 159V161H176ZM3 158L0 160V184H2L3 186H6L7 188H11L12 185L15 183V179L14 178V175L16 173V170L18 168L19 170V167H16L15 166H12L11 162H8V161H5L3 160ZM51 160H53V162H51ZM87 160V159H86ZM89 160V159H88ZM102 160H103V157H102ZM100 161L98 164H96V168H98L99 170H101V173L103 175L106 174V176H104L105 180L107 181V186H111L112 185V180L114 181L115 179L117 180L119 177V175H117L116 171H115V174H114V177L112 178H109V176L111 175L112 172V169L116 167L115 165V161H114V158L109 157V160L108 161V158L106 157L104 159V161ZM121 160V159H120ZM145 159H143L142 161H144ZM34 161V160H33ZM61 161V160H60ZM60 161L57 159V163L60 164ZM114 161V163H113ZM118 161V160H116ZM136 161V160H135ZM239 161V162H238ZM242 161V160H241ZM44 162V161H43ZM69 162H71V160H69ZM146 162V161H145ZM33 163V162H32ZM128 163V162H127ZM119 164V163H118ZM25 165V166H24ZM68 165V164H67ZM72 166H68L65 171L67 172V174H69V179L68 180H71V179H74V182H75V185L78 187V183H79V180H81V178L83 177V175L86 177V174H89V172L91 171V169L94 167V164H90L89 166L91 168L87 169V171L84 173V171L80 170L78 167H83L84 168V165L85 164H79V165H75L74 167ZM119 166V165H118ZM127 166V165H126ZM145 166V165H144ZM204 167V168H205ZM214 167V168H213ZM24 168V169H25ZM120 168V167H119ZM22 169V171H19L20 173H22V175H24V173L26 174L27 172ZM144 167L142 168V171H144ZM17 170V171H18ZM34 170V169H33ZM80 170V171H79ZM54 171L56 172V170L54 169ZM53 171V172H54ZM64 171V172H65ZM119 171V169L117 170V172ZM124 171V169H123ZM141 171V170H140ZM141 171V172H142ZM33 172V171H32ZM37 172H38V169H37ZM190 172V170L188 171ZM255 172V171H254ZM59 173V171H58ZM211 173V172H210ZM216 173V172H215ZM247 175V181H246V184H247V189L246 187L240 185V184H244L243 182L245 181H241L242 179V175ZM139 174V173H138ZM217 174V173H216ZM37 175V174H36ZM62 175V174H61ZM74 175V176H72ZM122 175V174H121ZM47 177L49 175H46ZM64 176V174H63ZM62 176V177H63ZM99 176V175H98ZM128 176V175H127ZM181 176V177H180ZM34 177V176H33ZM51 177V176H49ZM19 178V177H18ZM189 178V177H188ZM244 178V176H243ZM37 179V177H36ZM51 179V178H50ZM67 179V178H66ZM95 179V177H94ZM245 179V178H244ZM14 180V182L11 183V181ZM52 180L53 177H52ZM104 180V181H105ZM31 181H32V178H31ZM30 181V182H31ZM37 181V180H36ZM66 181V180H65ZM256 181V180H255ZM64 182V181H63ZM72 182V181H70ZM69 182V183H70ZM96 182V181H95ZM116 182V181H115ZM158 182V183H157ZM263 182V180H262ZM32 183V182H31ZM36 183V182H35ZM66 183V182H65ZM92 183V182H91ZM98 183V182H97ZM51 185L52 183L49 181V180H44L41 184V188L43 187L44 189H48V192L46 191V193L48 194L50 192L49 190V185ZM106 184V183H105ZM263 184V183H262ZM30 185V184H29ZM33 185V184H32ZM40 185V184H39ZM71 186H73V184H70ZM2 186V187H3ZM114 186V185H112ZM117 186V185H116ZM35 187V186H34ZM31 188V187H30ZM33 188V187H32ZM53 188V186H52ZM137 188V189H136ZM36 188H34L35 190ZM43 189V190H44ZM45 189V190H46ZM54 190H56L55 188H53ZM44 190V191H45ZM80 190V189H79ZM115 190V189H114ZM161 190V191H160ZM167 190V191H166ZM23 192V193H19V192ZM84 191V190H83ZM43 192V191H42ZM56 192V191H55ZM105 193H107L106 191H104ZM111 192V191H110ZM109 192V193H110ZM51 193V192H50ZM58 193V192H57ZM244 193V194H245ZM260 193V192H259ZM14 194V193H13ZM46 194V195H47ZM52 194V193H51ZM59 194V193H58ZM165 194L166 198L168 200H165L167 201L166 202V205H169V206H172V208L175 210V211H172V213L168 214L167 215H163V214H160L159 212L157 211H152V205H155L157 206L158 204H161L160 202V197L161 195ZM251 194V191H249V195ZM33 195V193H32ZM43 195V194H41ZM44 196V195H43ZM48 196V195H47ZM54 196V195H53ZM56 196V195H55ZM12 197V198H11ZM9 198V201L13 202L14 204V207H13V204H12V208L15 211L14 213V217L17 221V226L21 227L23 224H26L27 226L31 225L32 222H31V218L37 222H41L44 225V233L47 234L49 231H50V234L52 232V228H49L46 224L47 222V219H45V216L44 214L47 215L46 211H48L47 209L48 208H52L51 206L48 207L49 205L47 204V207H43V206H36L34 204V202L32 201V204L28 201V207L25 206V201L23 200H28V197H30V194L28 193V191L26 189H24L23 187H20L18 188V190L16 191V193L11 196ZM41 197V196H40ZM251 197V195H250ZM249 196H247L248 199H250ZM35 198V197H34ZM55 198V197H54ZM131 198V199H130ZM231 198V197H229ZM228 200L225 202L224 199L225 197H222L221 198V202L220 204H226V203H229L231 202L232 200ZM64 199V198H63ZM141 199V198H140ZM254 199V198H253ZM30 200V199H29ZM43 201L46 202V199H42ZM48 200V199H47ZM65 200V199H64ZM6 202V198L5 197H2L0 202ZM42 201V202H43ZM54 201V200H53ZM143 201V200H141ZM149 201V202H148ZM234 201V200H233ZM56 202V201H55ZM116 202V203H114ZM44 203V202H43ZM90 203V202H89ZM110 203V209L108 210V204ZM128 203V204H127ZM59 204V203H58ZM127 204V206H126ZM56 205V204H55ZM60 205V204H59ZM123 206L122 209L120 206ZM125 205V206H124ZM205 205V203H204ZM5 206H10V205H5ZM3 204H1L0 208L2 207H5ZM41 207V208H39ZM63 207V206H62ZM70 207V206H69ZM47 208V209H46ZM79 208V209H78ZM167 210H168V207H166ZM170 208V207H169ZM7 209V208H6ZM24 209V210H23ZM28 209V210H27ZM98 209V210H97ZM23 211H28L27 213H23ZM58 211H60L59 209H57ZM81 210V211H80ZM162 210V209H161ZM171 210V209H170ZM192 210L195 212V219H196V222H197V225L196 223H194L192 221V219H190V215H189V211ZM49 212V211H48ZM54 212V211H53ZM52 212V213H53ZM166 212V210H165ZM1 213V211H0ZM141 213V212H140ZM144 213V212H143ZM12 214V213H11ZM62 214H65V216H63ZM54 215V214H53ZM56 215V214H55ZM70 215H73L72 217V221H71V218H67L68 216ZM169 215V216H168ZM208 215H210L209 211L207 212V218H208ZM50 217V215H47ZM185 216H189V224H186L188 221H184L186 220L185 219ZM31 217V218H30ZM53 217V216H52ZM57 217V215H56ZM128 218H131V219H128ZM206 218V219H207ZM58 219L57 221V224L61 226V223L62 221H60ZM121 219V221H120ZM105 220V222L103 221ZM116 220V219H115ZM13 222V220H10ZM49 221V220H48ZM99 221V222H97ZM118 221V220H117ZM115 222V221H114ZM41 223H40V226H41ZM56 223V222H54ZM53 223V224H54ZM63 223V222H62ZM111 223V222H109ZM9 224V223H8ZM77 224V223H76ZM127 224L128 226H133L132 229H128L127 227H125L124 225ZM4 225L7 226L5 227V230H9L11 225H6V222L4 223V221L1 219V222H0V228H4ZM37 225V224H36ZM14 226V225H13ZM48 227V228H47ZM53 227V226H51ZM57 227V226H56ZM195 227H197V231H195ZM9 228V229H8ZM22 228V227H21ZM126 228V231L128 230H131L133 231V236H131V234L127 233L124 231V229ZM15 229V227H14ZM18 229V228H16ZM43 229V228H42ZM60 229V228H59ZM1 230V229H0ZM54 230V229H53ZM67 230V229H65ZM63 229V233L65 235H63V237H65L66 239V242L64 244V247H63V253L64 255L68 254L69 253V248L72 244V239L70 238H67V232ZM205 230V229H204ZM203 230V231H204ZM26 231H28V229L26 228ZM40 231V230H39ZM185 232V233H182V232ZM189 231H193L192 233L188 234ZM36 232V231H35ZM62 232V231H60ZM8 233V232H6ZM10 233V232H9ZM14 233V232H13ZM32 233V232H31ZM34 233V232H33ZM38 233V232H37ZM36 233V234H37ZM57 233V232H56ZM11 234H12V231H11ZM16 234V232H15ZM43 234V233H42ZM54 234V233H53ZM211 237L215 236L212 232L210 233ZM24 235V234H23ZM49 236V233L47 234ZM61 237H62V234H60ZM152 235V234H151ZM150 235V236H151ZM197 235V234H196ZM26 236V235H25ZM48 236H44L45 237V240L47 242V238ZM52 236V234H51ZM50 236V237H51ZM71 236V235H69ZM36 237V235H35ZM41 237V236H40ZM49 237V238H50ZM60 237V238H61ZM107 237V236H106ZM53 238V237H52ZM56 238V237H55ZM59 238V237H58ZM29 239V238H28ZM64 239V240H65ZM86 239V240H85ZM7 240H9L10 244L14 247H19V241L23 243V241H25L23 243V249L25 247V244H26V240L24 237L22 236H19V235H5V237L2 236V234L0 233V243L1 242H7ZM74 240V239H73ZM32 241V240H31ZM30 241V242H31ZM41 241V240H40ZM51 241V240H50ZM49 241V242H50ZM63 241V240H62ZM55 242V241H54ZM157 242V240H156ZM53 243V242H52ZM57 242L53 243V244H56ZM62 243V242H61ZM39 244V243H37ZM48 244V242H47ZM60 242L58 241V245L56 244L55 246H59ZM159 244V243H158ZM9 245V244H8ZM32 245V244H31ZM36 245V244H35ZM43 245V244H42ZM62 245V244H61ZM155 245V243H154ZM213 245V244H212ZM37 246V245H36ZM51 246L50 244L48 245V247ZM55 246H54V249H55ZM139 246H141V244L139 243ZM60 247V246H59ZM187 247H189L191 249L192 252H196V253H188L187 252V256H182L181 255V251L182 250H186ZM36 248V247H35ZM57 248V247H56ZM81 248V247H80ZM195 251H194V250ZM5 250V249H4ZM49 250L51 252L52 248L49 247ZM126 250V248H125ZM134 248H132L131 250H129V253L132 255V257L134 258H137L139 260H142V256H139V252H134ZM3 251V250H2ZM56 251V250H54ZM57 252V251H56ZM42 253V252H41ZM53 253V252H52ZM100 253H105L104 250H101ZM34 254V253H33ZM74 254V253H73ZM149 254V253H148ZM152 254H156L155 252H152ZM168 254V253H167ZM198 254V255H196ZM53 255V254H52ZM67 256V255H66ZM68 256H70V254H68ZM59 257V256H58ZM80 257V256H79ZM205 257V256H204ZM1 258V257H0ZM56 258V257H55ZM81 258V257H80ZM87 258V257H86ZM197 258H201L200 260H197ZM62 259V258H61ZM70 259V257H69ZM76 259V258H75ZM1 260V259H0ZM31 260H36V259H31ZM59 260V259H58ZM34 261L32 262L31 261V264H43V262L41 261ZM45 261V260H44ZM52 261V260H51ZM62 261V260H61ZM75 261V260H74ZM59 262V261H58ZM63 262V261H62ZM71 262V261H70ZM102 262H104V257L102 258ZM61 263V262H60ZM64 263V262H63ZM66 263V262H65ZM73 263V261H72ZM3 264V263H2ZM46 264V263H44ZM48 264V263H47ZM69 264V263H68ZM74 264V263H73ZM76 264V263H75ZM82 264V263H81Z\"/></svg>",
  "mask_w": 264,
  "mask_h": 264
},
{
  "label": "crops",
  "instance_id": "3",
  "mask_svg": "<svg viewBox=\"0 0 264 264\" xmlns=\"http://www.w3.org/2000/svg\"><path fill=\"white\" fill-rule=\"evenodd\" d=\"M215 56H216V58H218V57H225V58H227V57H228V56L221 55L220 53H217V54L212 55L211 58H213V57H215ZM202 58H204V57H202ZM216 58H215V59H216ZM215 59H214V60H215ZM233 59H234V58H233ZM212 61H213V60H212Z\"/></svg>",
  "mask_w": 264,
  "mask_h": 264
},
{
  "label": "snow or ice",
  "instance_id": "4",
  "mask_svg": "<svg viewBox=\"0 0 264 264\" xmlns=\"http://www.w3.org/2000/svg\"><path fill=\"white\" fill-rule=\"evenodd\" d=\"M229 103H231V101H229ZM42 171V170H41ZM97 222H99V221H97Z\"/></svg>",
  "mask_w": 264,
  "mask_h": 264
}]
</instances>
